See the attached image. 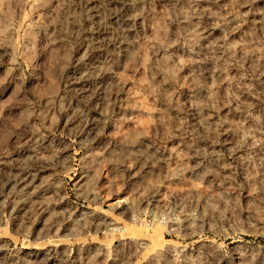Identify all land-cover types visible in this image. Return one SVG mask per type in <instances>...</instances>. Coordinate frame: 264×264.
Here are the masks:
<instances>
[{
  "label": "rangeland",
  "instance_id": "rangeland-1",
  "mask_svg": "<svg viewBox=\"0 0 264 264\" xmlns=\"http://www.w3.org/2000/svg\"><path fill=\"white\" fill-rule=\"evenodd\" d=\"M0 264H264V0H0Z\"/></svg>",
  "mask_w": 264,
  "mask_h": 264
}]
</instances>
